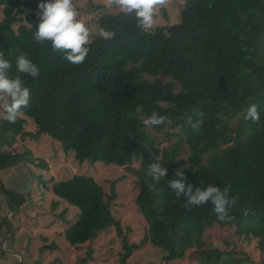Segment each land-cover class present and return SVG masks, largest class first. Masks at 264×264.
Here are the masks:
<instances>
[{
    "label": "trees",
    "instance_id": "trees-1",
    "mask_svg": "<svg viewBox=\"0 0 264 264\" xmlns=\"http://www.w3.org/2000/svg\"><path fill=\"white\" fill-rule=\"evenodd\" d=\"M183 1L179 21L147 32L137 26L134 14L114 21L106 27L114 36L95 35L85 61L73 65L52 50L50 41L40 44L33 38L38 6L47 0H0V51L12 64L9 76L18 75L16 58L22 53L39 68L36 78L20 74L30 89L29 106L15 123L0 118V170L33 161L29 149L13 147L18 135L39 139L42 134L80 162L124 165L137 177L136 203L148 223L139 242H129L128 230L113 214L115 182L110 194L86 174L51 186L79 209L65 229L66 240L78 246L114 227L122 237V264L147 243L161 249V264H175L193 243L199 224L234 227L264 252V0ZM252 104L260 113L258 123L244 118ZM153 112L166 117L153 127L177 136L169 148L161 147L143 124ZM200 112L203 123L193 129L188 118L195 121ZM26 117L35 123L34 132L25 129ZM156 157L167 169L158 182L147 174ZM136 159L138 168L132 166ZM181 169L193 190L208 184L227 188L235 200L231 219L220 221L211 202L186 208L185 198L177 199L168 186ZM0 197L6 209L18 210L26 200L1 180ZM226 255L229 260L223 259ZM242 262L219 247L200 256V264Z\"/></svg>",
    "mask_w": 264,
    "mask_h": 264
},
{
    "label": "rangeland",
    "instance_id": "rangeland-1",
    "mask_svg": "<svg viewBox=\"0 0 264 264\" xmlns=\"http://www.w3.org/2000/svg\"><path fill=\"white\" fill-rule=\"evenodd\" d=\"M74 3L80 18L91 29V40L101 28L106 30L114 21L129 17L110 6L108 0H74ZM183 3V0H167L159 8L151 30L159 25L167 26L179 21ZM162 80L166 82L171 78L162 77ZM174 87L179 89L178 84H174ZM0 118H4L2 108ZM25 129L33 132L36 130L30 118H27ZM148 130L156 136L157 142L161 141V147L169 148L177 140L176 135L158 131L153 126H149ZM17 139L13 147L19 152L29 149L33 161L20 162L0 170V180L6 187L23 193L26 198L18 210L6 209L0 202V226L4 217L7 220L0 227V264H122V237L114 227L101 230L95 238L78 246H72L66 240L65 229L78 218L79 209L55 195L51 186L54 181L68 179L74 174H86L93 176L110 194L112 183L115 182L116 197L111 202L112 211L128 230V240L133 243L139 242L148 228L136 203L139 193L136 175L124 165L102 161L80 162L73 152H65L60 142L47 134H42L39 139H22L18 135ZM187 154L184 153L182 157L186 158ZM184 162L188 165L185 159ZM132 166L138 168L140 159L134 160ZM193 233V243L184 256L175 259L173 263L200 264V256L214 247L232 252L234 257L243 259L240 264H256L264 260V252L255 239L237 235L234 227L199 224L194 227ZM44 245H54V248L42 250ZM223 259L229 260V257L226 255ZM161 263V249L147 243L134 249L125 264Z\"/></svg>",
    "mask_w": 264,
    "mask_h": 264
},
{
    "label": "clouds",
    "instance_id": "clouds-1",
    "mask_svg": "<svg viewBox=\"0 0 264 264\" xmlns=\"http://www.w3.org/2000/svg\"><path fill=\"white\" fill-rule=\"evenodd\" d=\"M166 3L167 0H108V4L120 12L134 14L137 26L146 32L154 27L158 10ZM38 7L40 22L34 33V40L40 44L50 41L52 50L62 52L63 59L73 65L82 64L90 51L88 45L92 42V32L86 22L80 18L74 0H47L46 3H40ZM98 35L104 39H110L114 33L101 28ZM11 67V62L5 57L4 52L0 51V108L4 111V119L9 123H15L21 115V109L27 108L31 99L30 89L25 86L20 74L36 78L39 76V68L26 53L16 58L18 75L14 78L9 76ZM197 115L199 119L195 121L192 117L188 118V123L193 129H199L203 123L204 113L200 112ZM244 118L257 123L260 121L256 104L248 107ZM165 121L166 117L153 112L143 121V124L146 127L159 126ZM147 174L158 182L167 175V169L156 157V162L149 164ZM185 181L184 171L177 170L175 178L168 180V186L175 192L177 199L185 198L186 208L200 207L211 202L220 221L231 219L229 208L235 205V200L229 199L227 188L222 191L218 186L208 184L206 187L198 186L193 190V186L186 184Z\"/></svg>",
    "mask_w": 264,
    "mask_h": 264
}]
</instances>
